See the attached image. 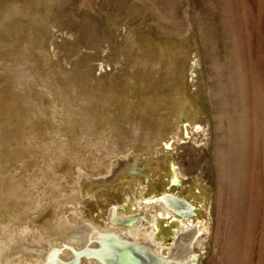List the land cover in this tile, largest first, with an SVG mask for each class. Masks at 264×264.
Returning a JSON list of instances; mask_svg holds the SVG:
<instances>
[{"label":"rangeland","instance_id":"374dc122","mask_svg":"<svg viewBox=\"0 0 264 264\" xmlns=\"http://www.w3.org/2000/svg\"><path fill=\"white\" fill-rule=\"evenodd\" d=\"M9 47L14 55L7 54ZM27 49L34 55L29 61L24 60ZM101 59L143 73L130 72L104 86L95 67ZM19 62L33 63L37 73L65 69L86 76L89 85L104 86L111 101L99 106L100 131L110 123L109 111L129 122L133 113L127 109L153 100L156 112L169 121L165 136L173 129L188 140L182 133L187 129L200 132L197 142L207 144L204 166L185 178L179 175L178 187H170L171 164L185 155L183 146L169 147L162 140L157 153L136 148L119 154L114 165H103L95 174L110 176L119 160L143 153L148 177L141 184L122 177L116 188L90 183L84 198H92L95 208L85 206L86 219L104 227L110 205L133 213L142 197L174 192L197 206L195 219L209 230L203 264H264V0H0V75L8 79L0 82V117L5 119L0 122V170H5L0 185L8 190L22 178L26 163L31 174L39 162L44 166L28 139L51 141L55 134L48 129L62 110L54 111L50 98L43 100L42 114L34 106L30 112L20 104L16 108L22 89L15 86ZM60 128L75 146V131L66 124ZM24 146L30 149L21 152ZM57 165L62 181L76 172L67 156ZM2 201L0 224L14 222L17 232L25 229L24 218L10 215L19 206ZM177 225L163 226L166 241Z\"/></svg>","mask_w":264,"mask_h":264},{"label":"bare ground","instance_id":"6f19581e","mask_svg":"<svg viewBox=\"0 0 264 264\" xmlns=\"http://www.w3.org/2000/svg\"><path fill=\"white\" fill-rule=\"evenodd\" d=\"M8 49L7 54L14 55L10 47ZM33 56V53L28 51L24 53V60L29 61ZM96 59L99 60L97 57ZM95 63L96 70H99L97 76L104 86L106 82L116 83L122 80L127 73L134 71L143 73L139 69L133 71L127 65L120 68L114 64H105L102 59L99 63ZM85 64L86 62L80 63L82 70H85ZM191 68L192 66L190 67L192 71ZM15 69L17 71L15 86L22 88L18 90L19 101L16 103V108L20 104V107L26 108L24 109L26 112H30V106H34L42 114L46 111V108L42 107V102L50 98L55 106L54 111L57 106L62 110L56 116L59 123L56 119L53 128L48 129L50 134H55L51 141L28 139L31 148L42 156L44 166L40 167L39 162V170L31 174L28 170L29 164L26 163L25 165H28L26 171L21 167L24 171L20 174L22 178L15 180L9 190L0 185L1 192L6 193L10 198L8 200L7 195L0 197L2 203L7 200L11 202L13 208L19 206L10 214L11 217L24 218L27 221V227L20 232H17L14 222L5 221L0 224V264H117V260H120L121 264H139L136 257L143 260L140 264H160V262L203 264L209 230L203 222L194 218L188 219L184 214H178L176 217L173 210H168L170 207L166 202L168 198L157 200L158 195L150 198L142 197L137 202L135 212L125 213L123 215L127 216L120 215L118 218H122L120 219L122 221L130 219L122 224L123 227L119 223L114 224L115 221L109 214L106 226L99 227L91 219H86L84 213L85 206L95 208L92 198V202L84 198L85 194L87 196L89 194L90 183L97 182L108 186L110 182L116 180L120 172L132 164L134 161L132 157L142 155L145 162V156L141 153L131 155L130 160H119L118 167L114 168L107 177L95 174L99 167L114 165L119 154L134 153L136 148L151 149L153 153H157L158 142L164 140L166 146L179 145L185 149V155L174 160L177 177L185 178V174L202 168L204 166L202 162L208 157L207 144L197 142L201 133L190 134L187 129H183V135L188 138L185 140L178 138L177 133L172 129L165 136V126L169 121L164 114L156 112L157 104L153 100L146 106L138 103L127 109L128 112L133 113V118L129 122L124 121L119 112L113 115L109 111L110 123L100 131L99 125L103 123L99 120H102L104 115L102 112L98 113L99 106L104 103L107 105L110 100L104 95L106 91L104 86L89 85L85 82L86 76L72 74L65 69L52 73H37L31 62H19ZM7 80L6 75H0V82ZM145 114L149 115L148 118ZM125 117L126 115L123 118ZM1 118L0 122H3L5 119ZM65 124L75 131V146L68 141V135L62 133L60 127ZM110 139L115 141L116 147ZM20 141L23 142L24 139L21 138ZM197 145H199L198 149ZM25 146V150L21 149V152L30 149L29 146L27 148ZM30 154L33 155L32 152ZM64 156H67L77 167L73 169L76 172L71 179L62 181L64 176L59 173L58 175L56 170L57 161H62ZM44 158L48 160H43ZM135 165L142 167V164ZM136 166L133 169L139 171ZM4 171L0 170V177ZM51 172L53 177L50 175ZM139 175L138 173L134 176L141 177ZM180 180L182 181V178ZM138 182L141 184L140 179ZM84 187L87 188L85 192H83ZM51 196L54 197L53 200L47 201ZM21 209L23 212L17 213ZM31 210L34 212L31 213ZM158 213L161 216H158ZM163 218L177 221L178 224L173 230L174 243L170 246L164 245L166 241L164 234L158 235L161 232ZM31 224L34 226L33 229L30 228ZM7 235L9 238L5 239L4 236ZM58 239L61 241L59 242ZM108 247L110 249L105 250ZM128 258L130 261H126Z\"/></svg>","mask_w":264,"mask_h":264},{"label":"flooded vegetation","instance_id":"af4514ba","mask_svg":"<svg viewBox=\"0 0 264 264\" xmlns=\"http://www.w3.org/2000/svg\"><path fill=\"white\" fill-rule=\"evenodd\" d=\"M147 167V166H146ZM146 167H145V170H146ZM148 176H147V174L145 173V171H144V175L143 176H141V177H135V176H133V177H125L124 179H130V180H133V179H131V178H134V179H136V181H138L139 179L140 180H142V179H144V178H147ZM181 179V178H180ZM120 184H122V181H120V180H113L112 182H110V184L108 185V186H105V187H110V186H112L113 188H116V187H118ZM178 187V186H176V185H173L172 184V182L170 181V187ZM178 196V197H180V198H183V199H185V200H187L185 197H182V196H180L179 194H177V193H174V192H165L164 194H161V195H158L157 196V200H161V198H168V200H166V202H167V204L170 206L169 207V211H172L173 210V214L174 215H176V217L178 216V212H180V210L183 212V213H186L187 212V210L186 209H179L178 207H184L183 205H180L179 204V206H178V202H177V199L175 198V197H173V196ZM91 201V200H90ZM188 202H190L189 200H187ZM92 202V201H91ZM191 204H193L194 206H195V215H192V216H186L188 219H195V217L197 216V206L194 204V203H192V202H190ZM172 205V206H171ZM89 208V207H88ZM91 209V208H90ZM92 209H94V208H92ZM121 208H120V205L119 204H112V205H110V210L108 211V213H107V215L109 214V215H111V217H113V219H114V221H115V223L114 224H117V223H119L120 225H122V224H125L127 221H129L130 219H125V220H120V219H122V218H120V219H118L119 217H120V215H123V214H125V212H122L121 210H120ZM171 209V210H170ZM178 211V212H177ZM111 213V214H110ZM181 213V212H180ZM179 215H182V214H179ZM123 216H127V215H123ZM158 216H161V214L160 213H158ZM166 216H168L169 217V215H166ZM110 216H106V218H109ZM190 217V218H189ZM173 219V218H172ZM163 221H162V223H161V227H160V233L158 234V235H160V234H163L162 233V229H163V226H166V227H171L174 223H176L177 221H171V219L169 220V218H163L162 219ZM171 221V222H170ZM118 225V224H117ZM119 225V226H120ZM124 225H122V227H123ZM100 227V226H99ZM173 230H175V228L173 229ZM173 230H172V232H173ZM122 238V237H121ZM169 241L170 242H168V241H165V244L164 245H166V246H170L171 244H173L174 243V239L173 238H171V239H169ZM121 244V243H120ZM169 244V245H168ZM117 248H118V246H117ZM106 249H110V247H108V248H105V250ZM119 249V248H118ZM117 249V250H118ZM81 250V249H80ZM166 252H167V250H165ZM168 253V252H167ZM120 257V256H119ZM79 260H80V258H79ZM136 261L140 264V263H142L143 262V260L142 259H139V258H137L136 257ZM117 264H121V262H120V260H117ZM160 264H164V262H160Z\"/></svg>","mask_w":264,"mask_h":264},{"label":"water","instance_id":"95a60500","mask_svg":"<svg viewBox=\"0 0 264 264\" xmlns=\"http://www.w3.org/2000/svg\"><path fill=\"white\" fill-rule=\"evenodd\" d=\"M132 164L124 171L120 172L119 175L116 176V180H120L122 177H131V176H134V175H137L138 173L140 174L139 176H143L144 175V171H145V162H144V159H143V156L142 155H137L136 157H132ZM135 164H142V167H138L136 166ZM136 166L138 167V170L139 171H136L135 169H133V167ZM176 165L174 164V162L171 164V170L174 174L171 182L173 185H176V186H180L181 185V180H180V177H177V173H176ZM177 199V202L180 204V205H183L184 207H178L179 209H185L187 210L186 213H183L181 210L180 212H178L179 214H184V216H192L195 214V206L193 204H191L190 202H188L187 200L183 199V198H180L178 196H173Z\"/></svg>","mask_w":264,"mask_h":264}]
</instances>
